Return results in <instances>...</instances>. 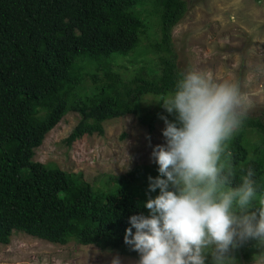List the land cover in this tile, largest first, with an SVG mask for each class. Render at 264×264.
<instances>
[{
	"label": "trees",
	"instance_id": "obj_1",
	"mask_svg": "<svg viewBox=\"0 0 264 264\" xmlns=\"http://www.w3.org/2000/svg\"><path fill=\"white\" fill-rule=\"evenodd\" d=\"M144 1L159 17V37L149 50L158 72L141 67L126 80L114 66L128 56L130 63L140 58L131 54L148 27L134 8ZM186 11L184 0H0V244L23 233L138 259L124 243L125 229L130 216L147 215L148 197L132 173L110 178L112 192L108 183L94 190L81 175L32 159L68 113L79 121L65 139L67 147L84 136H102L105 121L130 115L153 132L160 109L149 115L141 102L152 97L161 107L175 89L182 71L172 31ZM229 151L236 176L230 186H239L251 167L258 198L264 199V122L247 115ZM231 256L234 264H252L264 260V247L250 240Z\"/></svg>",
	"mask_w": 264,
	"mask_h": 264
},
{
	"label": "clouds",
	"instance_id": "obj_2",
	"mask_svg": "<svg viewBox=\"0 0 264 264\" xmlns=\"http://www.w3.org/2000/svg\"><path fill=\"white\" fill-rule=\"evenodd\" d=\"M160 104L173 120L158 116L165 142L150 159L159 175L148 177L147 215L130 216L125 229L136 264H234L231 252L239 246L251 240L264 247L255 171L249 167L239 186H230L236 176L229 142L251 107L239 82L189 69L177 73L174 91ZM157 189L155 198L148 195ZM111 264H121L120 257Z\"/></svg>",
	"mask_w": 264,
	"mask_h": 264
},
{
	"label": "rangeland",
	"instance_id": "obj_3",
	"mask_svg": "<svg viewBox=\"0 0 264 264\" xmlns=\"http://www.w3.org/2000/svg\"><path fill=\"white\" fill-rule=\"evenodd\" d=\"M187 11L172 31V47L181 71L211 70L218 79L239 82L248 95L250 117L264 122V0H184ZM134 8L148 27L136 54L120 59L114 66L124 79L129 80L141 67L152 68L155 58L149 51L152 41L159 37V17L151 2H141ZM152 5V6H151ZM141 106L151 115L168 116L162 106L147 97ZM146 113L141 112V115ZM171 121L172 118L168 116ZM79 121L75 113L66 114L35 150L33 161L57 167L62 171L81 175L95 190L110 178H121L132 173L135 186L146 195L148 177L156 178L158 165L150 159L152 148L164 144V123L158 117L153 132L130 115L103 123L102 136H84L67 147L65 139ZM250 141L257 138L251 132ZM151 145V146H149ZM129 158V159H128ZM123 184L118 183V186ZM116 189L113 185L109 192ZM159 194V189L148 195ZM121 264H136V259L115 251L82 246L73 241L61 246L35 239L23 233L11 236L8 245L0 244V264H111L114 256ZM252 264H264V260Z\"/></svg>",
	"mask_w": 264,
	"mask_h": 264
}]
</instances>
